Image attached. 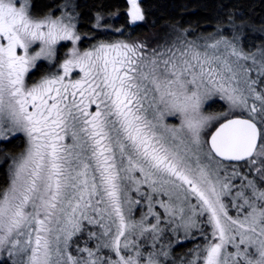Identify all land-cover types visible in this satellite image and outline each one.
<instances>
[{
  "label": "snow or ice",
  "instance_id": "snow-or-ice-1",
  "mask_svg": "<svg viewBox=\"0 0 264 264\" xmlns=\"http://www.w3.org/2000/svg\"><path fill=\"white\" fill-rule=\"evenodd\" d=\"M77 8L0 0V144L25 142L5 154L0 264H264V45L233 12L207 36L81 51Z\"/></svg>",
  "mask_w": 264,
  "mask_h": 264
},
{
  "label": "trees",
  "instance_id": "trees-1",
  "mask_svg": "<svg viewBox=\"0 0 264 264\" xmlns=\"http://www.w3.org/2000/svg\"><path fill=\"white\" fill-rule=\"evenodd\" d=\"M65 2L66 0H31V11L37 16H42L48 12H54L57 15ZM73 2L78 4L77 10L82 19V22L78 25L79 28H84L86 20L94 13H100L101 15L103 12L109 13L114 9H118V12L115 14L117 18L113 15V20L115 19V22L120 21L121 27H124L125 24L127 25L126 19L122 18L124 16L122 0H73ZM141 5L146 19L134 27L133 30L135 31L130 36L131 40H129L133 43L141 42L156 46L157 43L174 40L178 36L175 33L188 35L190 32L191 35H188L189 39L212 33L233 12L236 13V23L238 25L243 23L250 29L247 39L244 40V46L246 48L255 47L256 43L262 42L261 37L258 38L259 41L257 40L258 42L256 43L251 42V34L254 30L258 31L260 35L262 34L261 29L264 27V0H141ZM105 26L110 27V23L108 25L105 24ZM106 30L107 28H103L102 32L96 28V30L88 32L85 42L82 43L80 41L81 45L85 46L86 43H94L95 39L100 37L102 41L109 42V36H113L115 33ZM185 30H188V32H185ZM48 68L49 65L42 62L39 70L32 72L30 77H38L47 71ZM1 146L2 150H0V153H7L6 151H8L15 154L22 149L19 139ZM6 163L3 162L0 166V180L5 177L4 166ZM191 247V242H185L184 246L180 247L174 246V254L177 256L184 255Z\"/></svg>",
  "mask_w": 264,
  "mask_h": 264
},
{
  "label": "rangeland",
  "instance_id": "rangeland-1",
  "mask_svg": "<svg viewBox=\"0 0 264 264\" xmlns=\"http://www.w3.org/2000/svg\"><path fill=\"white\" fill-rule=\"evenodd\" d=\"M122 1H123L122 9L124 10V13H123L124 16L123 17L121 16V17L123 19H126V21H127V25L125 24L124 27H121L122 25H121L120 21L115 22V19L113 20L114 16H115V18H117L115 14H117V12H118V9H114L113 11H111L109 13H104L103 12V14H101L102 17H104V18L101 19V21H100V25L101 26L99 28L93 27V25L96 23V19L95 18H96L97 13H94L89 19L86 20L84 28H79L78 25H79V23L82 22V19L80 17L79 11L76 9V11L79 13V15L77 17V20H76V27H77L78 34H80L81 37H82V39H81L82 43L85 42V40H86L85 38L89 34L88 32H92L93 30H96V28H97V30H101L102 32H103V28H107L106 31H110L112 33H115L113 36L112 35L109 36L110 37V41L109 42L126 41V42H129V43H133V42L129 41V40H131L130 36L134 33L135 30H133V29L139 22H137L135 24L129 23V17L127 15L129 5L127 4V0H122ZM140 4H141V0H140ZM141 7H142V5H141ZM110 14H111V16H110ZM57 15H60V12ZM110 20L113 21V22H111ZM108 23H110V27L109 26H105V24L108 25ZM116 29H120V31H116ZM262 29H264V27ZM221 31H223V28H222ZM212 33H214V32H212ZM261 33H262L261 34L262 36L260 35V33L258 31H256V30L253 31V33L251 34V42H255V43L258 42L259 41L258 38H260V37L262 39V42H259V44L256 43L255 47H247L246 49H251V50L255 51L259 46L264 45V31H261ZM208 34H210V33L203 34V35H200V36H207ZM175 35H179V34L175 33ZM101 41L102 40H101V37H100L98 39H95L94 43H86L85 46L81 45V42L79 41V42H77L76 47H78L81 51H83V50H86V49H90L94 44H98ZM72 47H73V45L71 44V42H66V41L60 42L57 45V58L54 61V63L57 64V65L59 63H61L63 61V59L66 58L69 50ZM152 47H155V46H152ZM44 64L47 65V62H44ZM75 75H78V70H76ZM40 76H38V77H33V76L30 77L29 76V78H28L29 83L36 82L40 78ZM221 107H222V102H217V103L209 102V104H207L205 106V110L207 112H209V113H212V112H217V111L223 110V107L222 108ZM19 140H20V142L22 144V149H21V151H22L23 147H24V143H25L22 134H21V138H19ZM1 145H3V144H0V150H2V146ZM6 152L7 153H0V166L5 161V154H8V155L9 154H12V155L14 154V153H11V152H8V151H6ZM19 152L15 153V154H18ZM10 163H11V160L8 159L6 165L4 166V168H5L4 169L5 176L7 174L8 164H10ZM233 214H235V213H233ZM134 216H135V218L139 219V211H134ZM181 235H183V233H181ZM193 246L194 245L192 243V247Z\"/></svg>",
  "mask_w": 264,
  "mask_h": 264
},
{
  "label": "bare ground",
  "instance_id": "bare-ground-1",
  "mask_svg": "<svg viewBox=\"0 0 264 264\" xmlns=\"http://www.w3.org/2000/svg\"><path fill=\"white\" fill-rule=\"evenodd\" d=\"M222 108V107H221Z\"/></svg>",
  "mask_w": 264,
  "mask_h": 264
}]
</instances>
